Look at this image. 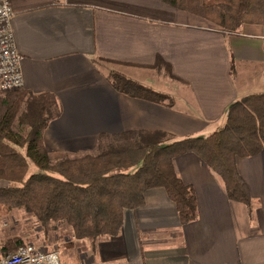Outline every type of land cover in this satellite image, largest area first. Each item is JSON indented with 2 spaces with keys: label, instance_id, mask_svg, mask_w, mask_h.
Masks as SVG:
<instances>
[{
  "label": "crops",
  "instance_id": "0c3cea01",
  "mask_svg": "<svg viewBox=\"0 0 264 264\" xmlns=\"http://www.w3.org/2000/svg\"><path fill=\"white\" fill-rule=\"evenodd\" d=\"M11 4L23 90L57 99V115L43 135L53 159L96 153L125 132L206 136L224 123L231 103L264 92V24L231 33L162 0ZM115 73L173 103L116 89ZM173 164L196 194L194 220L182 224L166 190L151 188L142 206L126 210L118 235L95 245L69 236L61 263L264 264V148L237 158L249 204L230 199L222 177L196 154L179 155Z\"/></svg>",
  "mask_w": 264,
  "mask_h": 264
},
{
  "label": "trees",
  "instance_id": "16d2710c",
  "mask_svg": "<svg viewBox=\"0 0 264 264\" xmlns=\"http://www.w3.org/2000/svg\"><path fill=\"white\" fill-rule=\"evenodd\" d=\"M162 1L231 33L245 24H264V0ZM112 82L128 95L173 103L168 95L120 74H112ZM57 106L51 93L0 92V221L12 210L24 209L43 228L56 223L74 240L95 245L120 233L126 210L142 206L148 189L162 187L176 204L181 223H189L197 216L196 194L173 164L185 153L196 154L222 177L230 199L246 204L252 200L237 158L264 148V92L231 103L224 123L206 136L172 140L160 130L125 132L96 153L53 159L43 135ZM18 244L22 241L14 248L5 244L3 251H14Z\"/></svg>",
  "mask_w": 264,
  "mask_h": 264
},
{
  "label": "built area",
  "instance_id": "2783aa9c",
  "mask_svg": "<svg viewBox=\"0 0 264 264\" xmlns=\"http://www.w3.org/2000/svg\"><path fill=\"white\" fill-rule=\"evenodd\" d=\"M11 0H0V90L23 89V55L15 44ZM0 264H62L57 249L23 243L14 251L0 253ZM82 264V263H77Z\"/></svg>",
  "mask_w": 264,
  "mask_h": 264
},
{
  "label": "rangeland",
  "instance_id": "374dc122",
  "mask_svg": "<svg viewBox=\"0 0 264 264\" xmlns=\"http://www.w3.org/2000/svg\"><path fill=\"white\" fill-rule=\"evenodd\" d=\"M69 236L70 232L62 225L51 223L48 228H43L37 218L26 210L14 209L0 221V253L4 252L2 247L5 244L14 248L17 240H21L22 244L33 243L40 247L57 248L63 255L69 252L67 250L70 248ZM79 241L76 240L74 243Z\"/></svg>",
  "mask_w": 264,
  "mask_h": 264
}]
</instances>
